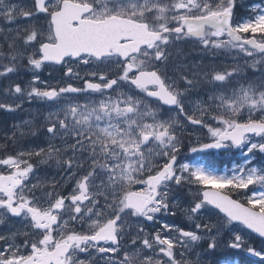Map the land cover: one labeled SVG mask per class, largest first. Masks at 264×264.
Returning <instances> with one entry per match:
<instances>
[{
  "label": "snow or ice",
  "instance_id": "snow-or-ice-1",
  "mask_svg": "<svg viewBox=\"0 0 264 264\" xmlns=\"http://www.w3.org/2000/svg\"><path fill=\"white\" fill-rule=\"evenodd\" d=\"M0 22V113L44 107L0 120V264H264V6L0 0Z\"/></svg>",
  "mask_w": 264,
  "mask_h": 264
},
{
  "label": "rangeland",
  "instance_id": "rangeland-1",
  "mask_svg": "<svg viewBox=\"0 0 264 264\" xmlns=\"http://www.w3.org/2000/svg\"><path fill=\"white\" fill-rule=\"evenodd\" d=\"M249 1V0H246ZM13 3H20L21 0H12ZM243 2V0H242ZM244 5L246 6H253L255 4H260L262 6H264V0H250V3L248 4V2H243ZM245 11V10H243ZM0 24H2V22H0ZM15 26V25H14ZM190 47V46H189ZM224 58L221 57V61H223ZM212 58L209 57V59L206 61V63H212ZM227 62H231V60L229 59ZM241 63H243V61H241ZM251 73L249 72V75ZM53 77H57V73H53L52 76L49 75L48 70H44L40 73V78L41 80H45L48 81L50 84H55L56 80ZM12 79L14 80H18V82H21L22 85L27 84V82L31 79V73H26L24 71H21L20 76L19 77H13ZM8 83V81H0V88L3 87L4 84ZM37 111L43 112L44 111V107L39 103V102H33L31 105L25 103L24 104V112L23 113H19L17 114L15 117L12 114H4V113H0V120H7L9 123H11L13 121V119H19L20 117H23L25 119L29 118V113L31 114H36ZM36 143H39V141H36ZM187 143V141H186ZM192 154H190L187 149L184 150V152L182 153V159H184L185 157H189ZM208 159L213 160L217 165H221L222 166V161L224 159H227L225 163H228L230 166V161H229V157L227 156H223L220 153H214L210 158L207 157ZM231 162L233 163H239L240 162V157L237 155L236 157L232 158ZM163 219L165 221H167L168 223H175L181 226L182 222H185L186 224L188 223L186 221V219L181 216V215H177L176 217H171V216H165L163 217ZM221 264H226L225 261L221 262ZM227 264H232V262H227Z\"/></svg>",
  "mask_w": 264,
  "mask_h": 264
},
{
  "label": "flooded vegetation",
  "instance_id": "flooded-vegetation-1",
  "mask_svg": "<svg viewBox=\"0 0 264 264\" xmlns=\"http://www.w3.org/2000/svg\"><path fill=\"white\" fill-rule=\"evenodd\" d=\"M243 2H248V4L250 3V0L249 1H246V0H243ZM242 2V3H243ZM244 9L242 8L241 9V14H243L244 13V11H243ZM60 74L59 73H57V77L59 76ZM188 224V223H187ZM187 224L185 223V222H182L181 223V226H187ZM218 255H230V256H233V257H235V260L236 261H239L240 259H241V256H243V258H244V260H245V264H248V262H257V264H258V258H256V257H251V256H248L247 254H237V253H235V252H227V253H218Z\"/></svg>",
  "mask_w": 264,
  "mask_h": 264
}]
</instances>
